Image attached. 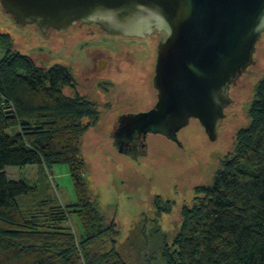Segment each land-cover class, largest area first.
<instances>
[{
	"label": "trees",
	"instance_id": "16d2710c",
	"mask_svg": "<svg viewBox=\"0 0 264 264\" xmlns=\"http://www.w3.org/2000/svg\"><path fill=\"white\" fill-rule=\"evenodd\" d=\"M6 40L8 35H0L1 43ZM76 85L61 64L38 67L11 50L0 61V264H129L114 221L107 222L88 195L81 140L97 124L100 109ZM59 164L68 167L75 203L24 212L19 201L35 189L9 179L5 169ZM193 194L180 210L182 224L174 236L157 219L173 201L153 198L155 219L141 232L159 234L162 264H264V77L233 153L211 184L195 187ZM70 216L82 227L80 239L71 232Z\"/></svg>",
	"mask_w": 264,
	"mask_h": 264
},
{
	"label": "rangeland",
	"instance_id": "374dc122",
	"mask_svg": "<svg viewBox=\"0 0 264 264\" xmlns=\"http://www.w3.org/2000/svg\"><path fill=\"white\" fill-rule=\"evenodd\" d=\"M0 35H8L6 43L0 42V61L11 50L30 57L38 67L49 68L61 64L78 82H81L79 71L82 69L83 72V67L89 72L96 67L102 68L103 63L97 62L98 58L105 59L107 63H115L119 58L133 60V63H124L123 69L128 72L115 84L107 85L109 79L106 77L95 80L91 88L83 82L79 83L82 93L98 105L107 100L109 102L120 89H123L121 93L125 96L124 101L100 105V119L97 124H91L83 135V176L90 199L98 202L107 222L114 221L118 231L117 242L128 263L162 264L159 261V234L141 232L144 226L149 229L151 221L155 219L153 198L160 196L166 201H173L171 210L161 213L157 219L167 236L176 235L182 224L180 210L192 203L194 188L211 184L220 163L233 153L238 131L249 124V110L255 99L256 87L264 77V58L259 59L256 69L261 72L249 79V89L244 98L236 97L238 104L226 108L225 113L229 115L222 122L216 142H209L197 121H191V127L180 132L185 151L192 156L194 163L188 161L187 155L164 137H147L148 161L157 168L151 186L146 178L150 174L145 167H135L134 161L117 153L110 143L101 144L100 147L95 144L102 138H108L106 134L112 128L115 115L146 111L155 102L152 79L158 40L150 36L142 39L104 34L89 41L92 50L87 55L90 58L82 53V42L79 41L74 43L70 56L63 48L55 51L45 46L46 40L34 28L28 26L23 30L17 27L1 8ZM256 49L259 55L263 54L264 37L260 38ZM95 50L103 55H96ZM102 87H108V95L101 92ZM5 173L9 179L22 180L35 189V193L19 201L20 208L26 213L39 212L51 206H66L76 201L69 170L64 164L50 169L41 165L7 167ZM70 220L71 232L76 239H80L82 227L73 216H70Z\"/></svg>",
	"mask_w": 264,
	"mask_h": 264
},
{
	"label": "water",
	"instance_id": "95a60500",
	"mask_svg": "<svg viewBox=\"0 0 264 264\" xmlns=\"http://www.w3.org/2000/svg\"><path fill=\"white\" fill-rule=\"evenodd\" d=\"M0 8L17 27L34 28L45 46L70 56L81 39L79 24L132 38L165 34L152 79L156 104L122 115L108 138L95 144L110 143L135 167H145L150 185L157 168L148 161L147 137L178 144L194 163L178 134L197 121L216 142L226 108L244 98L249 79L261 72L256 65L264 52L259 55L256 46L264 37V0H0Z\"/></svg>",
	"mask_w": 264,
	"mask_h": 264
},
{
	"label": "flooded vegetation",
	"instance_id": "af4514ba",
	"mask_svg": "<svg viewBox=\"0 0 264 264\" xmlns=\"http://www.w3.org/2000/svg\"><path fill=\"white\" fill-rule=\"evenodd\" d=\"M79 28H80V31H81V36H80L81 39H79L78 41L82 42V44H81L82 53L86 54L85 56L87 58H90L87 55V52L90 53V51L92 50L91 47L89 46V41L96 40L99 37H102L104 34H107V33L104 32L103 30H101L96 25L79 24ZM150 37L156 38L158 40L157 42L159 44V42L161 40L162 41L165 40L166 36L163 33L154 32L153 35H151ZM71 46H74V45H71ZM95 51L97 52L96 55H103L98 50H95ZM95 57H100V56H95ZM98 61H100L99 63H101V62L103 63L102 68H100V67L97 68L96 67V69L90 70V72H89L86 67H83V69H84L83 72H81L82 69H81V71H79L80 72V77H81V78L79 77L80 78L79 81L83 82L85 84V86H87L89 88H91V86H92V84H93V82L95 80H99V79L104 78V77L109 79L107 85H111V84L117 83V81H119V79L123 78L125 76V74L128 72L127 69H123L124 63H133V60L130 59V58H119V59L116 60L115 63H112L110 61H108V63H107V62H105V59H100V58H98L97 62ZM155 63H156V55H155V60H154V68H155ZM91 72H93V73H91ZM102 73H103V75H102ZM153 77H154V71H153ZM81 82L77 81V85L75 87L76 88V92L79 95L86 97L87 94L82 93V89L79 86V83H81ZM122 90L123 89H120L118 93H115V95L111 98V100L109 102H108V100L105 103L100 102L99 105H98L99 109H101V106H105L106 104L112 105V104L117 103L120 100L124 101V97L125 96H124V94L121 93ZM101 92L106 94V95H108V87H102ZM155 95H156L155 102L153 103L151 108H153L154 105L157 102V93H156V91H155ZM151 108H149L148 110H150ZM148 110H146V111H148ZM127 114H132V113H124V114L121 113V114L117 115L115 117V119H114L113 125L116 126L118 124L119 117H121L122 115H127ZM133 114H136V113H133ZM179 134H178V141H179L180 145H182V147H183V142L184 141L180 137ZM174 144L178 146V144H176V143H174ZM178 147L180 148V146H178Z\"/></svg>",
	"mask_w": 264,
	"mask_h": 264
}]
</instances>
